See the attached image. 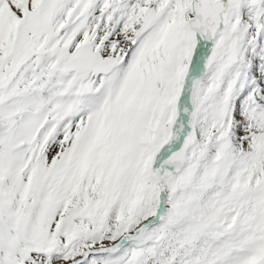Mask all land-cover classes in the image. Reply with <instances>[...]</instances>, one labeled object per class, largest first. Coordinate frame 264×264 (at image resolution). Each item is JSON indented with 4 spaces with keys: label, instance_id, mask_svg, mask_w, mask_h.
Returning <instances> with one entry per match:
<instances>
[{
    "label": "snow or ice",
    "instance_id": "snow-or-ice-1",
    "mask_svg": "<svg viewBox=\"0 0 264 264\" xmlns=\"http://www.w3.org/2000/svg\"><path fill=\"white\" fill-rule=\"evenodd\" d=\"M0 264H264V0H0Z\"/></svg>",
    "mask_w": 264,
    "mask_h": 264
}]
</instances>
